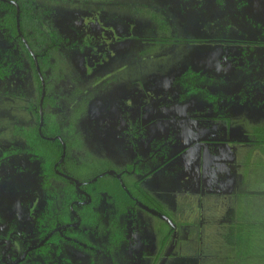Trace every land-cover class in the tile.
Here are the masks:
<instances>
[{"label":"flooded vegetation","instance_id":"af4514ba","mask_svg":"<svg viewBox=\"0 0 264 264\" xmlns=\"http://www.w3.org/2000/svg\"><path fill=\"white\" fill-rule=\"evenodd\" d=\"M263 28V0H0V264H169L228 227L248 190L223 179L257 144L237 107L264 120ZM156 43L188 48L168 69ZM236 61L241 84L211 96Z\"/></svg>","mask_w":264,"mask_h":264},{"label":"rangeland","instance_id":"374dc122","mask_svg":"<svg viewBox=\"0 0 264 264\" xmlns=\"http://www.w3.org/2000/svg\"><path fill=\"white\" fill-rule=\"evenodd\" d=\"M103 3L106 4L107 0H103ZM92 10L94 11L95 9H92ZM247 21H248L249 25H251L253 23L251 20H247ZM258 31L260 32V30H258ZM246 33H244V35ZM247 34H249V33H247ZM184 35H185L187 40L194 39L197 36L195 33H192V32H188ZM256 37L257 36L252 35L250 38L243 39L244 41L252 42L253 44H255V46H249L246 48V46H248V45L242 44L239 47V49L246 48V49H243L240 53V59H241V61H244L246 63V65H247V61L249 59L251 61L256 59V56L254 53L256 52V50L259 49V47L257 45L258 37L257 38ZM232 40H235V38L233 37ZM261 40L262 41H259V42L264 41L263 39H261ZM142 44L144 46L143 49L149 47V45H146L144 43H142ZM149 44H151V43H149ZM213 44H215V43L211 42L209 44L204 45V47H213ZM162 45H163V48H160L157 43L155 44V46H157L158 49H162L160 51H162V52L164 51L168 56L170 55V57L163 62L165 67L168 65V69L171 67V64H173L175 62L174 58H175V55L178 54V47L179 48H188V46L186 44L162 43ZM155 46L150 47L148 50H146V57H144L142 55L144 58L152 59L153 61H138L141 65H148L150 63H151V65L155 64V61H157V60H154L153 57L158 55L155 52L156 50L154 52L152 51V49ZM262 46H264V44H262ZM195 49H197V48H195ZM187 51H191V50L185 49L181 53V56L183 55V58L188 57ZM200 51L196 52V53H198L196 55L198 61L201 59ZM257 57L258 58L261 57V54L258 53ZM224 61H226V58L223 61H217V64H220V66L222 67V66H224V64H223ZM59 66L62 70H65V65L62 61H59ZM184 67H186V66H184V64L179 67L180 72L182 70H184ZM237 67H238V61L234 62L233 65L231 66L230 71H232V72L227 73L226 77L220 78V80L222 81V84L221 83L217 84L216 92L212 91L211 96H219L221 90H222V92L228 91L229 92L228 94H231V89L234 87V84H239V85L241 84V81L235 82V80L238 77L237 72H235V71H237ZM160 72H161V74L164 73V72H162V70H160ZM172 72H174V71L172 70ZM121 74H123V75L129 74V71L126 69L122 70ZM162 75H164V74H162ZM174 75H175V72H174ZM174 75H172V76H174ZM167 78L169 79L168 76H167ZM172 79L170 78V80L167 81L168 82L167 85L169 84V81H171ZM230 83H233V84L230 85ZM253 89H254V85H251L249 87H246V89H243L242 92L245 93L244 95H250L248 93H252ZM246 99H248V98L246 97L243 100H246ZM251 102L253 104L255 101H251ZM246 106H249V103H247ZM242 107L243 106H239V107H237V109H239V111H240L239 112L240 116L244 115L243 128L246 129V131L248 133L252 134L251 137H253L255 140L254 139H251V140H253V142H256L258 144V148L264 149V146L262 145V144H264V122H262L264 120L260 117H256V115H255L256 113L253 110L250 111L249 108H248V110H249L248 113L251 116L250 115L245 116V114H247V112H245L244 110L242 111L240 109ZM251 108H253V107L251 106ZM252 118H254L255 122L251 121ZM247 148H248V151H250L252 149L251 147H247ZM241 150L242 149L240 147L239 153L241 155L238 156L237 159H240V157L244 153V151H241ZM250 154H251V152H250ZM251 158H249L250 161H248L246 164V167L248 170L246 169L243 173H241V176L244 177V179H249L252 182V185L254 184L255 186H259L261 188L262 192L259 193V195H257L255 197V205L256 206L254 205L256 208L255 214H261L264 212V208H262V206L264 205V194H263L264 193V174H261L258 171L264 172V160H261L258 158L251 160ZM228 164H230V163H228ZM241 166H242V164H241ZM260 167H262V168H260ZM234 170H236V168ZM198 176H199V173H198ZM224 180H227L226 183L223 182V185L225 184V187H227L228 190H230V187L237 189L239 191H245L246 190V188L243 187L241 182L238 181L236 175L233 172H232V174H227L226 177L223 179V181ZM237 193H239V192H237ZM227 196L231 197V199L233 198V194L231 192L227 193ZM217 198L222 203L225 204V207H226V205H229V204L234 202V201H231L230 198L223 199L220 195ZM245 203H246L245 199H241L237 203H234L232 208L235 206H237V207L243 206V205H245ZM207 205H208V207L206 206V211L208 213V212L213 210V206L211 203H208ZM249 208H252V207L249 206ZM234 215H235V210L233 208V210L229 213V216L227 218L228 222H231L233 220ZM218 226H219V224H218ZM215 229L216 230L211 231L210 235H205L203 238L204 240L201 242H198V243L194 242L191 244L186 243L185 246L182 247V249L180 250V251H182L180 253L185 254L184 255V261L179 260V262H178L176 260H172V263L176 264V262H178V264H246V260H248L246 252L241 257H237V255H235V254L237 253L238 249H236V247H235V240H231V242H230V240H225L226 238L227 239L229 238L228 234L226 232L227 231L226 229H228V228L227 227L220 228V226H219V227H216ZM195 245H196V249H195ZM242 247L240 249H243ZM239 253H241V250ZM253 261L256 262L255 259H253Z\"/></svg>","mask_w":264,"mask_h":264},{"label":"crops","instance_id":"0c3cea01","mask_svg":"<svg viewBox=\"0 0 264 264\" xmlns=\"http://www.w3.org/2000/svg\"><path fill=\"white\" fill-rule=\"evenodd\" d=\"M262 145L264 146V144H262ZM247 147H251L252 149L250 151H248ZM243 151L245 154L240 157V158H243V169L240 171V176H241V173H243L247 169L246 164L248 161H250L249 158L252 157L251 160L256 159V158L264 160V149H259L258 144H256V145L255 144H250V145L248 144L243 149ZM250 152H251V154H250ZM260 168H262V167H260ZM258 172H260L261 174H264L263 171H258ZM241 180H242L241 184L243 185V187H245L248 190V192H246L242 195L243 196L242 199H245V201H246L245 205L234 207L235 214H237L240 209H243L244 207H246L248 205L252 207V208H249L250 213L248 212L247 214H249L250 218L253 219L251 221L253 222V227H255L254 228L255 234H253V239L250 241V248H252V250H251L252 251V258L255 259L256 262H254L252 259L251 262H249V264H254V263L255 264H264V234L263 233L257 234L258 231H259V233L264 232V212L261 214H255V210H256V208H255V206H256L255 205V197L257 195H259V193H261L262 190L259 186H255L254 184L252 185V182L249 179H244V177L241 176ZM249 199L252 202V204H247ZM262 208H264V205L262 206ZM167 258L164 261V264L166 263ZM168 263L173 264L172 262H168ZM176 264H178V262H176Z\"/></svg>","mask_w":264,"mask_h":264},{"label":"trees","instance_id":"16d2710c","mask_svg":"<svg viewBox=\"0 0 264 264\" xmlns=\"http://www.w3.org/2000/svg\"><path fill=\"white\" fill-rule=\"evenodd\" d=\"M14 13V10L12 11ZM11 14L7 19V25H11V27L9 28H14L15 26V17L14 14ZM23 18V22H24V17ZM2 63H0V73L2 72L1 69ZM41 141V140H39ZM50 144V142H44L42 144H40L42 147L43 146H48ZM134 187V184H133ZM135 190V189H134ZM135 196L138 199H141L143 197V194L140 193L139 191L135 190ZM122 194V193H121ZM130 202L129 200H126V203L123 206V210H127V207H130ZM133 204V202H132ZM247 204H252V202L250 201V199L248 200ZM124 212V211H123ZM250 213L249 210V205L244 207L243 209H240L239 212L237 214L234 215L233 220L231 221V223L229 224V226L227 227L228 229H226L227 234H228V239L226 238L225 240H235V247L237 250V253L235 255H237V257H241L245 252L247 254V259L246 260V264H249V262H251L252 258V248H250V241L253 239V234H255V227H253V222L250 218V215L247 213ZM264 234V232L259 233V231L257 232V234ZM160 246V245H159ZM243 246V247H242ZM163 247V246H161ZM243 249H240V248ZM163 249L159 248V252H162ZM241 250V253H239ZM162 255L161 253H158L156 255H154V257L156 259L159 258V256ZM240 255V256H239Z\"/></svg>","mask_w":264,"mask_h":264}]
</instances>
